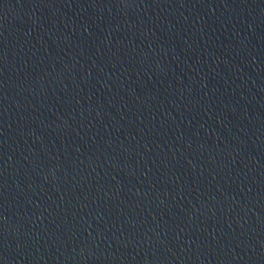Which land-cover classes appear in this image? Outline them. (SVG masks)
<instances>
[{"label": "water", "instance_id": "obj_1", "mask_svg": "<svg viewBox=\"0 0 264 264\" xmlns=\"http://www.w3.org/2000/svg\"><path fill=\"white\" fill-rule=\"evenodd\" d=\"M0 264H264V0H0Z\"/></svg>", "mask_w": 264, "mask_h": 264}]
</instances>
